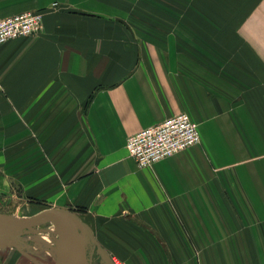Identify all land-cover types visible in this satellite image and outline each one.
Returning a JSON list of instances; mask_svg holds the SVG:
<instances>
[{
	"label": "crops",
	"instance_id": "crops-1",
	"mask_svg": "<svg viewBox=\"0 0 264 264\" xmlns=\"http://www.w3.org/2000/svg\"><path fill=\"white\" fill-rule=\"evenodd\" d=\"M121 9L0 0L1 17L44 16L0 45V187L74 202L127 264H264V53L187 54ZM179 112L201 143L138 167L128 137Z\"/></svg>",
	"mask_w": 264,
	"mask_h": 264
},
{
	"label": "rangeland",
	"instance_id": "rangeland-1",
	"mask_svg": "<svg viewBox=\"0 0 264 264\" xmlns=\"http://www.w3.org/2000/svg\"><path fill=\"white\" fill-rule=\"evenodd\" d=\"M109 1L114 7L122 8L126 17L134 19L138 28L145 32L164 35L165 38L173 34L179 35L181 41L178 40L177 43L187 54L194 50L204 51L206 48L213 50L215 54L225 50L235 53L242 49L264 53V0ZM221 60L219 57L213 59L216 66L222 63ZM70 203V206L76 208L72 212L80 217L81 207H76L74 202ZM55 204L48 196H32L28 191L24 193L14 186L5 190L0 187V218L31 217L53 209ZM78 232L86 233L81 229ZM86 234L90 238L89 264H107L97 244L92 241L91 234ZM58 239L59 233L54 223L44 221L21 231L15 242L42 264H57ZM3 244L0 249V264H35L15 247ZM113 259L126 263L119 257Z\"/></svg>",
	"mask_w": 264,
	"mask_h": 264
},
{
	"label": "built area",
	"instance_id": "built-area-1",
	"mask_svg": "<svg viewBox=\"0 0 264 264\" xmlns=\"http://www.w3.org/2000/svg\"><path fill=\"white\" fill-rule=\"evenodd\" d=\"M43 19V13L39 11L0 16V45L41 33ZM200 142L199 123L188 113L179 112L128 137L126 148L129 157L138 167L149 168ZM113 264L127 263L113 259Z\"/></svg>",
	"mask_w": 264,
	"mask_h": 264
},
{
	"label": "water",
	"instance_id": "water-1",
	"mask_svg": "<svg viewBox=\"0 0 264 264\" xmlns=\"http://www.w3.org/2000/svg\"><path fill=\"white\" fill-rule=\"evenodd\" d=\"M44 220L53 222L59 233V239L57 243V264H69L71 249L70 233L76 227H79L83 230H89L88 225L72 211L55 208L42 211L31 217H1L0 238L3 239L5 245L15 247L35 264H42L30 253H28L22 245L15 242V239L18 238V234L21 231L33 228ZM91 237L93 238L92 233ZM97 247L99 252L105 257L107 264H113V260L108 251L100 244H97Z\"/></svg>",
	"mask_w": 264,
	"mask_h": 264
},
{
	"label": "bare ground",
	"instance_id": "bare-ground-1",
	"mask_svg": "<svg viewBox=\"0 0 264 264\" xmlns=\"http://www.w3.org/2000/svg\"><path fill=\"white\" fill-rule=\"evenodd\" d=\"M44 221H49V220H44ZM79 229H80L79 227H76L70 233L71 249H70L69 264H89L88 249H89L90 238L89 235L86 233L87 232L90 233L91 229L90 227H89L90 231L81 229L83 231H86V233L78 232ZM3 243H4L3 239L0 238V248L3 247L4 245Z\"/></svg>",
	"mask_w": 264,
	"mask_h": 264
}]
</instances>
